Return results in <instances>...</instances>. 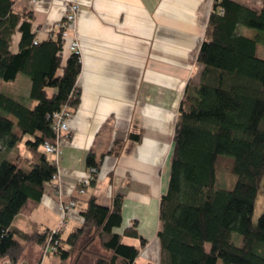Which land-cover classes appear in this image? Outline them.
<instances>
[{"label": "trees", "instance_id": "obj_1", "mask_svg": "<svg viewBox=\"0 0 264 264\" xmlns=\"http://www.w3.org/2000/svg\"><path fill=\"white\" fill-rule=\"evenodd\" d=\"M13 7L14 0H0V80L27 77L35 105L0 93V150L7 154L24 142L33 160L24 168L0 158V261L21 264L34 243L41 251L55 246L49 255L62 264H78L97 244L105 255H91L88 264H134L146 240L135 223L116 232L122 224V195L110 207L95 197L78 203L82 223L64 237L63 231L24 234L12 227L27 201H40L57 174L55 161L42 148L55 140L53 115L64 107L73 113L81 98L80 56L67 50L63 30L56 27L39 41L33 13ZM239 28L255 36L239 34ZM16 33L20 38L13 53ZM263 38L264 7L213 1L197 55L198 80L188 82L175 123L169 181L159 205L160 259L146 264H264V208L253 222L264 182V60L256 56ZM131 138L139 142L141 135ZM86 164L100 167L93 154ZM222 171L234 177L232 186H217ZM124 238L137 239L139 246Z\"/></svg>", "mask_w": 264, "mask_h": 264}, {"label": "crops", "instance_id": "obj_2", "mask_svg": "<svg viewBox=\"0 0 264 264\" xmlns=\"http://www.w3.org/2000/svg\"><path fill=\"white\" fill-rule=\"evenodd\" d=\"M213 1L14 0L16 12L33 13L39 41L57 31L65 2L77 4L75 27L68 36L78 43L81 61L77 80L80 103L68 121L60 153L49 156L55 161L58 177L45 187L40 201H27L12 222L14 229L31 234L56 228L61 217L58 191L76 205L95 197L104 207L122 195V224L116 232L122 234L135 223L146 244L134 264L159 262V205L169 181L175 123L188 82L198 80L197 55ZM232 1L255 10L264 7V0ZM238 32L255 36L245 28ZM19 38L17 33L13 53ZM256 56L264 60V38L257 45ZM18 80L19 76L13 83ZM29 90L30 81L26 98ZM130 134H140V141L130 139ZM90 154L100 167L80 195L77 190L88 173ZM67 219L63 237L82 223L78 207L67 213ZM124 242L139 246L135 238H124ZM93 254L105 255L99 247H90L78 264H88ZM41 255V248L30 243L21 263L49 264L54 256ZM56 258L54 264H62Z\"/></svg>", "mask_w": 264, "mask_h": 264}, {"label": "built area", "instance_id": "obj_3", "mask_svg": "<svg viewBox=\"0 0 264 264\" xmlns=\"http://www.w3.org/2000/svg\"><path fill=\"white\" fill-rule=\"evenodd\" d=\"M32 3H36L39 0H29ZM64 15L63 19L57 24V27L63 30V37L66 39V47L69 52L78 54V43L75 40H71L68 36L70 30H74L77 14L79 7L75 3L65 2L63 5ZM79 55V54H78ZM72 117V113L66 109L62 108L60 112L53 115L52 129L55 133V140L53 143H45L43 145V151L48 156H56L60 153V143L65 139V135L68 131V121ZM96 168H89L88 173L84 179L81 180L78 187V194L82 195L85 189L94 180L97 174ZM58 174L53 177V180L57 179ZM58 196V209L60 212V221L56 228L50 230V234L57 235L58 233L64 231L67 227V213L76 208V203L71 199H64L61 192H57ZM55 252V246L47 244L43 250V257Z\"/></svg>", "mask_w": 264, "mask_h": 264}, {"label": "rangeland", "instance_id": "obj_4", "mask_svg": "<svg viewBox=\"0 0 264 264\" xmlns=\"http://www.w3.org/2000/svg\"><path fill=\"white\" fill-rule=\"evenodd\" d=\"M248 31H253V30H249L246 29ZM17 33L14 34L13 38H12V44H11V49L14 43V38L16 37ZM29 82V79L25 76H19V80L16 83H5L2 82L0 80V93L14 97V96H18L15 97L18 100H23V102H26V104H28L27 101L29 100V96H27L26 98V83ZM22 99H19V98ZM16 99V100H17ZM31 102V101H30ZM35 105V102H32ZM34 105L32 104V107H34ZM6 156L9 160H12L16 163H18L21 167L24 168H28L31 165V162L33 160V153L26 147V145L23 143H21L18 147H16L14 150H12L11 152L5 154L3 151L0 150V158ZM234 183V177L226 172H219L218 174V180H217V186L218 187H230L232 186ZM264 208V182L261 185L260 191L258 193V197H257V202L255 205V210H254V215H253V222H256L257 219L259 218V216L261 215L262 211ZM125 242H128L125 240ZM129 243V242H128ZM28 247V246H27ZM97 249V244H94L92 246V248ZM27 250V248H26ZM41 254L43 255V250L41 251ZM41 255V256H42ZM43 257V256H42ZM56 257L51 256L50 261L48 262L49 264H54V261H56ZM4 261H0V263H3ZM36 264H39V262H36Z\"/></svg>", "mask_w": 264, "mask_h": 264}, {"label": "water", "instance_id": "obj_5", "mask_svg": "<svg viewBox=\"0 0 264 264\" xmlns=\"http://www.w3.org/2000/svg\"><path fill=\"white\" fill-rule=\"evenodd\" d=\"M0 264H10V263H8V262H3V263H0ZM21 264H25V263L23 262V263H21Z\"/></svg>", "mask_w": 264, "mask_h": 264}, {"label": "bare ground", "instance_id": "obj_6", "mask_svg": "<svg viewBox=\"0 0 264 264\" xmlns=\"http://www.w3.org/2000/svg\"><path fill=\"white\" fill-rule=\"evenodd\" d=\"M58 29V28H57ZM59 30H61V29H59ZM65 40V39H64ZM73 114V113H72ZM73 116V115H72ZM67 220H69V219H67Z\"/></svg>", "mask_w": 264, "mask_h": 264}]
</instances>
